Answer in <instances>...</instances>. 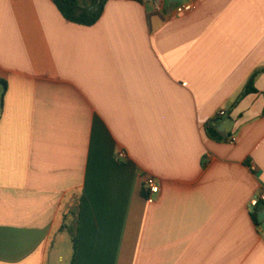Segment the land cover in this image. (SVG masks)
Instances as JSON below:
<instances>
[{
  "label": "crops",
  "instance_id": "0c3cea01",
  "mask_svg": "<svg viewBox=\"0 0 264 264\" xmlns=\"http://www.w3.org/2000/svg\"><path fill=\"white\" fill-rule=\"evenodd\" d=\"M0 79V264H264V0H0Z\"/></svg>",
  "mask_w": 264,
  "mask_h": 264
},
{
  "label": "trees",
  "instance_id": "16d2710c",
  "mask_svg": "<svg viewBox=\"0 0 264 264\" xmlns=\"http://www.w3.org/2000/svg\"><path fill=\"white\" fill-rule=\"evenodd\" d=\"M63 17L72 23L83 25V26H93L101 18L106 4L109 0H52ZM258 72L253 74L246 85L245 94L258 92L254 86V80ZM0 82L3 80L0 79ZM207 134L209 137L221 139L216 128L212 124H207L206 127ZM225 139V138H222ZM144 195L146 193L144 192ZM252 217L255 223L260 226L258 221V212H253ZM69 227V231L73 238L74 243V252H76V242H77V233L76 230Z\"/></svg>",
  "mask_w": 264,
  "mask_h": 264
},
{
  "label": "built area",
  "instance_id": "2783aa9c",
  "mask_svg": "<svg viewBox=\"0 0 264 264\" xmlns=\"http://www.w3.org/2000/svg\"><path fill=\"white\" fill-rule=\"evenodd\" d=\"M150 1L156 6V8H159L160 4L162 2V0H150ZM194 8H195L194 5L183 4V5L179 6L177 10H178V12L182 13V12H187V11L193 10ZM219 115L225 116L226 111L221 110L219 112ZM235 140H236L235 137L229 139V141L231 143H234ZM125 156H126V153L124 151L119 153V157H125ZM144 187H145V190H147L152 195L158 194L160 191L159 183H158L157 179L154 177L146 178L145 183H144ZM261 203L264 204V192H261L258 196L252 198V200L250 201V208H252V209L257 208Z\"/></svg>",
  "mask_w": 264,
  "mask_h": 264
},
{
  "label": "rangeland",
  "instance_id": "374dc122",
  "mask_svg": "<svg viewBox=\"0 0 264 264\" xmlns=\"http://www.w3.org/2000/svg\"><path fill=\"white\" fill-rule=\"evenodd\" d=\"M64 238V244L62 246V253L66 256V264H71V252H72V242L70 239V236L68 234H65L63 236Z\"/></svg>",
  "mask_w": 264,
  "mask_h": 264
},
{
  "label": "water",
  "instance_id": "95a60500",
  "mask_svg": "<svg viewBox=\"0 0 264 264\" xmlns=\"http://www.w3.org/2000/svg\"><path fill=\"white\" fill-rule=\"evenodd\" d=\"M222 127H224L223 129L225 130L226 125H222ZM223 129H221V126L219 127V131L223 132ZM258 221L261 224L263 230H264V210L259 212L258 214Z\"/></svg>",
  "mask_w": 264,
  "mask_h": 264
}]
</instances>
